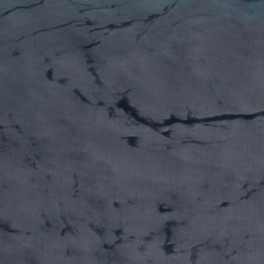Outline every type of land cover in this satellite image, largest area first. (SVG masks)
Returning <instances> with one entry per match:
<instances>
[{
	"label": "water",
	"instance_id": "water-1",
	"mask_svg": "<svg viewBox=\"0 0 264 264\" xmlns=\"http://www.w3.org/2000/svg\"><path fill=\"white\" fill-rule=\"evenodd\" d=\"M0 264H264V0H0Z\"/></svg>",
	"mask_w": 264,
	"mask_h": 264
}]
</instances>
